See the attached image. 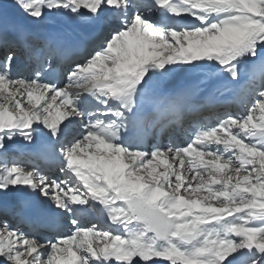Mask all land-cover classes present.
<instances>
[{
    "label": "snow or ice",
    "instance_id": "obj_1",
    "mask_svg": "<svg viewBox=\"0 0 264 264\" xmlns=\"http://www.w3.org/2000/svg\"><path fill=\"white\" fill-rule=\"evenodd\" d=\"M11 6L0 264H264V0Z\"/></svg>",
    "mask_w": 264,
    "mask_h": 264
},
{
    "label": "bare ground",
    "instance_id": "obj_2",
    "mask_svg": "<svg viewBox=\"0 0 264 264\" xmlns=\"http://www.w3.org/2000/svg\"><path fill=\"white\" fill-rule=\"evenodd\" d=\"M6 4H7V11L9 13V15H11L13 17H18L19 16V13H14V12H17V10H15L11 6V0H6ZM80 29L81 28H79L78 26H75V25H73L72 27L69 28V30L71 32L78 31ZM17 146L20 148L21 152H23L26 147H29V146H25L22 141H17ZM30 147L31 148H35V146H30ZM57 176L60 177V174L58 173ZM60 178H62V177H60Z\"/></svg>",
    "mask_w": 264,
    "mask_h": 264
},
{
    "label": "rangeland",
    "instance_id": "obj_3",
    "mask_svg": "<svg viewBox=\"0 0 264 264\" xmlns=\"http://www.w3.org/2000/svg\"><path fill=\"white\" fill-rule=\"evenodd\" d=\"M14 13H18V12H14Z\"/></svg>",
    "mask_w": 264,
    "mask_h": 264
}]
</instances>
